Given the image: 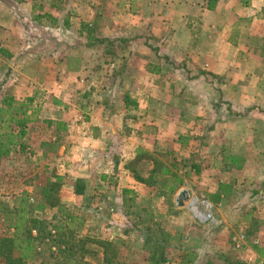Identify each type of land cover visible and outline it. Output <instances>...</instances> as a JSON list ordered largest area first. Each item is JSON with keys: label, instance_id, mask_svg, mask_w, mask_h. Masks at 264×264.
Segmentation results:
<instances>
[{"label": "crops", "instance_id": "crops-1", "mask_svg": "<svg viewBox=\"0 0 264 264\" xmlns=\"http://www.w3.org/2000/svg\"><path fill=\"white\" fill-rule=\"evenodd\" d=\"M0 142L30 212L140 246L151 216L166 264H264V0H0Z\"/></svg>", "mask_w": 264, "mask_h": 264}, {"label": "rangeland", "instance_id": "rangeland-1", "mask_svg": "<svg viewBox=\"0 0 264 264\" xmlns=\"http://www.w3.org/2000/svg\"><path fill=\"white\" fill-rule=\"evenodd\" d=\"M22 199L25 198L14 201L0 196V238H13L14 230L11 231V228L16 224L19 213L25 212L23 225H28L31 234L38 239L34 245L35 250L30 252L31 261H25L24 264H150L155 242L162 240L166 243V232H161V226L157 224L159 222L151 220V216L140 218L142 226H146L142 230L146 235L143 246H140L138 238L134 239L136 243L122 245L120 236L116 232L104 230L102 226H98L99 222L88 224L90 226L83 231L79 230L81 220L74 219L68 208L55 213L42 209L34 200L30 201L34 207L33 212L29 211L32 208L28 206V201L24 207L30 214L25 210L22 212ZM86 222L85 220L84 223ZM21 236L24 235L18 233V240ZM109 238L112 241L103 244ZM165 246L164 244L162 250H166ZM183 257L184 262L181 264L192 262L190 252ZM3 260L4 253L0 251V262L5 264Z\"/></svg>", "mask_w": 264, "mask_h": 264}, {"label": "trees", "instance_id": "trees-1", "mask_svg": "<svg viewBox=\"0 0 264 264\" xmlns=\"http://www.w3.org/2000/svg\"><path fill=\"white\" fill-rule=\"evenodd\" d=\"M85 28H88L86 24H83ZM103 41V40H101ZM11 101L9 100L5 104L9 107ZM22 106L16 107V110L18 111ZM20 129H22L24 122H17ZM8 150L4 148V144L0 142V156H5L7 154ZM175 184L180 182L179 179H174ZM53 187L50 189L52 190ZM49 189H46V192L44 195H46V200L48 204L52 205L54 203L53 195L49 194ZM22 208L20 211L24 212L26 205V200L22 199ZM26 211V210H25ZM25 213V212H24ZM24 213H19L18 220L16 224H14V231H13V238H0V251H3L4 253V262L5 264H24V259L30 258V252L35 250V242L37 241L38 237H35L30 232V227L28 225H23V219H24ZM18 233H21V236L18 240ZM164 242L161 241V243L156 244L152 249V261L150 264H166L165 258H164V250H162V247L164 246ZM162 247H161V246ZM16 251V253H15ZM0 264H2L0 262ZM228 264H244L241 261H229Z\"/></svg>", "mask_w": 264, "mask_h": 264}, {"label": "built area", "instance_id": "built-area-1", "mask_svg": "<svg viewBox=\"0 0 264 264\" xmlns=\"http://www.w3.org/2000/svg\"><path fill=\"white\" fill-rule=\"evenodd\" d=\"M187 207L193 212L194 218L198 223H215V216L207 201L200 198L192 197L188 200Z\"/></svg>", "mask_w": 264, "mask_h": 264}, {"label": "water", "instance_id": "water-1", "mask_svg": "<svg viewBox=\"0 0 264 264\" xmlns=\"http://www.w3.org/2000/svg\"><path fill=\"white\" fill-rule=\"evenodd\" d=\"M186 199V195L185 193H181L179 194L178 198H177V205L180 207V206H183V201Z\"/></svg>", "mask_w": 264, "mask_h": 264}]
</instances>
